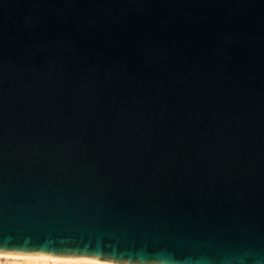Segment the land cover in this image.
Wrapping results in <instances>:
<instances>
[{
    "label": "water",
    "instance_id": "1",
    "mask_svg": "<svg viewBox=\"0 0 264 264\" xmlns=\"http://www.w3.org/2000/svg\"><path fill=\"white\" fill-rule=\"evenodd\" d=\"M0 253L264 264V0H0Z\"/></svg>",
    "mask_w": 264,
    "mask_h": 264
},
{
    "label": "bare ground",
    "instance_id": "2",
    "mask_svg": "<svg viewBox=\"0 0 264 264\" xmlns=\"http://www.w3.org/2000/svg\"><path fill=\"white\" fill-rule=\"evenodd\" d=\"M5 259V262L1 261ZM0 264H116L94 259H77L36 255H17L0 253Z\"/></svg>",
    "mask_w": 264,
    "mask_h": 264
},
{
    "label": "rangeland",
    "instance_id": "3",
    "mask_svg": "<svg viewBox=\"0 0 264 264\" xmlns=\"http://www.w3.org/2000/svg\"><path fill=\"white\" fill-rule=\"evenodd\" d=\"M1 261L5 262V259H2Z\"/></svg>",
    "mask_w": 264,
    "mask_h": 264
}]
</instances>
